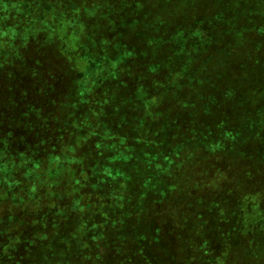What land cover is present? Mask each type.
<instances>
[{"label": "trees", "instance_id": "obj_1", "mask_svg": "<svg viewBox=\"0 0 264 264\" xmlns=\"http://www.w3.org/2000/svg\"><path fill=\"white\" fill-rule=\"evenodd\" d=\"M263 38L264 0H0V264H264Z\"/></svg>", "mask_w": 264, "mask_h": 264}, {"label": "rangeland", "instance_id": "obj_2", "mask_svg": "<svg viewBox=\"0 0 264 264\" xmlns=\"http://www.w3.org/2000/svg\"><path fill=\"white\" fill-rule=\"evenodd\" d=\"M196 12H198V10L196 11ZM163 20V19H162ZM185 20L187 21V16L185 17ZM174 22V21H173ZM263 41H264V38H263ZM162 166V164H155L154 165V168L156 169V170H158V172H161L162 170H163V168L161 167ZM160 168H162V169H160ZM111 172H113V171H110V173ZM114 173V175L116 174L115 172H113ZM190 188V186L188 185V189ZM204 189V188H203ZM205 191V193L206 194H208V191H209V189H205L204 190ZM188 193H193V194H196V195H198V196H202V193H194V192H192V190H191V188L189 189V191H188ZM208 196H209V194H208ZM133 200H134V198H133ZM133 200H131V201H129V202H126V204H127V207L126 208H124L125 209V211L126 212H132V210H133ZM78 203V206L77 207H79V205H80V203L79 202H76V201H74V202H71L70 204L71 205H76ZM7 209H9V208H7ZM16 212H18V210L16 209ZM8 213H12L13 214V212H8ZM88 215H89V213H88ZM87 215V216H88ZM92 218V217H91ZM90 242V241H89ZM85 258H87L86 256L85 257H82V256H79L78 257V260H74L73 262H72V264H98V262L95 260V259H85ZM70 264V263H69Z\"/></svg>", "mask_w": 264, "mask_h": 264}]
</instances>
